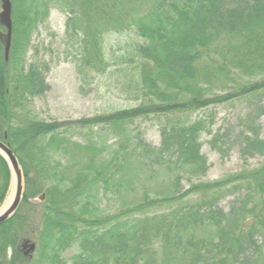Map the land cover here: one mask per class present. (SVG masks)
Returning <instances> with one entry per match:
<instances>
[{
    "label": "trees",
    "instance_id": "1",
    "mask_svg": "<svg viewBox=\"0 0 264 264\" xmlns=\"http://www.w3.org/2000/svg\"><path fill=\"white\" fill-rule=\"evenodd\" d=\"M10 1L7 61L0 45V140L23 171L21 204L44 194L37 263L64 264L62 252L74 247L70 264H264V161L177 190L187 174L206 168L198 142L204 122H189L187 114L264 88V0ZM52 5L68 14L65 39L82 71L103 74L111 66L102 52L104 34L134 32L140 41L118 57L133 63L127 72L139 104L73 122L31 115L28 99L46 86L40 65L26 67L23 54ZM261 74L236 92L206 96L212 82L225 86L240 75ZM150 114L184 117L161 127L158 149L129 133L130 125ZM71 125L92 135L72 141ZM94 126L115 141L100 139ZM243 139V154L264 156V138L251 133ZM161 177L169 186L163 192L144 188ZM8 182L0 156V203ZM131 190L130 205L109 210L103 203ZM237 190L234 205L221 210L219 199ZM21 217L15 212L0 224V251H14Z\"/></svg>",
    "mask_w": 264,
    "mask_h": 264
},
{
    "label": "rangeland",
    "instance_id": "2",
    "mask_svg": "<svg viewBox=\"0 0 264 264\" xmlns=\"http://www.w3.org/2000/svg\"><path fill=\"white\" fill-rule=\"evenodd\" d=\"M14 0H12L13 2ZM16 3V2H15ZM68 14L57 5H52L46 19L39 23L31 33L28 47L24 51L26 67L30 63L40 65L46 90L28 99V107L32 116L43 121L73 122L82 118L105 115L115 110L136 106L141 98L136 95L135 79L127 72L133 63L127 58L118 57L124 51L128 53L135 41H140L132 31L109 32L104 34L102 52L112 64L103 74L79 69L76 58L69 53L70 46L65 39V22ZM127 46V47H126ZM261 75H240L233 81L221 86L212 82L207 97L223 95L239 90L245 82H258ZM217 82V81H216ZM185 119L189 122L202 120L205 129L199 134V154L205 161V170L196 175H186L178 185L180 193L191 184L214 182L226 175H231L244 168L258 166L264 161L259 154L245 155L242 153L243 138L255 133L260 139L264 138V88L246 97L237 96L226 102L212 104L197 111H192ZM184 120L180 115L150 114L147 118L139 119L129 126L130 136L140 135V139L153 148L158 149L161 144L160 129L169 124ZM100 139L112 143L115 135L104 128H92ZM67 134L72 141L84 142L92 135L90 129H79L71 125ZM130 137V138H131ZM190 178V179H188ZM168 183L161 177L154 183L145 185V189H153L159 193L167 189ZM239 190V189H238ZM226 195L219 199L217 205L224 212H228L234 205L239 193ZM135 192V191H134ZM133 190L108 195L103 203L109 210L116 207L130 205L134 198ZM42 193V192H41ZM41 193L28 198L26 204H20L17 213L21 215L23 230L14 238L13 246L7 249V257L0 264H38L40 256V212L44 199ZM4 197L3 200L7 197ZM2 200V202H3ZM1 202V203H2ZM0 203V205H1ZM23 218V219H22ZM21 241L33 243L35 248L24 256L20 249ZM74 247H68L62 252L64 264H70L69 257L74 253ZM41 257V256H40ZM159 259V258H157ZM27 260V262H25ZM244 264V263H240Z\"/></svg>",
    "mask_w": 264,
    "mask_h": 264
},
{
    "label": "water",
    "instance_id": "3",
    "mask_svg": "<svg viewBox=\"0 0 264 264\" xmlns=\"http://www.w3.org/2000/svg\"><path fill=\"white\" fill-rule=\"evenodd\" d=\"M0 45L3 51L4 61H7L11 33H12V20H11V1L0 0ZM0 156L5 161L9 172V182L7 188V197L0 205V224L10 219L17 211L23 197L25 181L21 166L4 140H0ZM42 199L44 194L41 193ZM27 247V252H32L35 248L33 243L24 241Z\"/></svg>",
    "mask_w": 264,
    "mask_h": 264
},
{
    "label": "flooded vegetation",
    "instance_id": "4",
    "mask_svg": "<svg viewBox=\"0 0 264 264\" xmlns=\"http://www.w3.org/2000/svg\"><path fill=\"white\" fill-rule=\"evenodd\" d=\"M1 28H2V27H0V29H1ZM1 30H3V29H1ZM27 247H28V246L25 244V242H24V241H21L20 249H21V251L23 252L24 256L27 255ZM7 249H8V248L3 249L2 251H0V252H1V256H2L1 259H2L3 262H5L4 257H7L6 255L8 254Z\"/></svg>",
    "mask_w": 264,
    "mask_h": 264
}]
</instances>
